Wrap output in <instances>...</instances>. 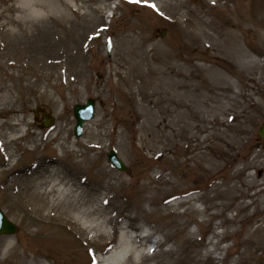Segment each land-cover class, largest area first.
<instances>
[{
  "label": "rangeland",
  "instance_id": "1",
  "mask_svg": "<svg viewBox=\"0 0 264 264\" xmlns=\"http://www.w3.org/2000/svg\"><path fill=\"white\" fill-rule=\"evenodd\" d=\"M0 14V207L18 226L0 264H264V0H0ZM51 159L39 182L66 176L72 204L90 183L74 202L103 206L100 227L25 192Z\"/></svg>",
  "mask_w": 264,
  "mask_h": 264
},
{
  "label": "bare ground",
  "instance_id": "2",
  "mask_svg": "<svg viewBox=\"0 0 264 264\" xmlns=\"http://www.w3.org/2000/svg\"><path fill=\"white\" fill-rule=\"evenodd\" d=\"M14 10H15L14 6H11L7 9H5V11H9V12H12ZM211 23L212 22L207 21L206 25L210 26ZM17 24L19 26H21L24 23L22 21H18ZM1 27H4V24L1 25ZM174 84H175L177 89H180L182 86H184L183 83H180V82H174ZM2 88H3V86H0V90ZM173 104L175 105V108H178L181 106V102L176 98H174ZM1 109H2V111H13L14 107L5 105ZM6 144L7 143H4L3 145H6ZM56 160H58V159H55V160L51 159L48 163L43 162V163L35 164L34 165L35 171L31 175L32 181L29 184L25 181L24 177H22L23 178L22 179L21 176H19V178L13 179V181H15V180L21 181L22 180L21 181L22 186H23V182H26L25 186L27 187V189L23 187L25 192L28 193V195L32 198V200L35 201V203H37V205H39L40 207H45L46 209H49V208L54 207V205H56V207L61 208L60 210L63 213L70 214V212L72 211L74 218H81L87 224H89L88 225L89 228L97 229L101 225L99 223L94 224L93 221L95 219L96 214H98L99 212L105 211L104 208H102L103 206H101L100 208L90 209V207H89L90 204H88L87 201L81 202V203L74 202V200H77L78 197L84 198V196L86 194H89L87 190H90L89 185H88L90 183H87V184L84 183L87 179H85V180L81 179L80 183L85 184L87 186L81 185L79 187L78 190H80L81 192L78 194V196H77V194L74 196L73 204L71 203V201L68 197V194H69L68 190H70L71 186H69L68 179L66 176H61L58 178L62 182L59 187H56L55 184L52 182H48L46 184L39 182V181H42L43 179H45V177L47 176L46 175L47 172H49V171L51 172L50 168L53 167V163L56 162ZM44 170H45V174H44ZM9 184L13 185V182L8 183L7 186H9ZM60 187H61V189H60ZM57 190L59 191V196H55L57 194L56 193ZM239 192H240V190H239ZM53 193H55V195ZM241 195H243V193H241ZM55 199L58 201H55ZM55 203H57V204H55ZM105 215H107V211H105ZM107 221L108 222L113 221L112 216H109V214H108ZM11 244H12V241H9L8 246H10ZM114 249L116 250V249H118V247H116ZM115 250H113V251H115Z\"/></svg>",
  "mask_w": 264,
  "mask_h": 264
},
{
  "label": "water",
  "instance_id": "3",
  "mask_svg": "<svg viewBox=\"0 0 264 264\" xmlns=\"http://www.w3.org/2000/svg\"><path fill=\"white\" fill-rule=\"evenodd\" d=\"M94 105L95 100L93 98H89L85 104H76L74 106V114L77 119V123L75 126V133L77 136L82 135L84 122L94 116ZM50 123L51 121L49 120L45 123V125L49 126ZM258 134L259 136L264 137V125L259 128ZM108 157L117 168L122 170L126 169L123 160L118 157L116 150H111L108 153ZM17 229L18 227L6 217V215L0 208V235L5 233H15Z\"/></svg>",
  "mask_w": 264,
  "mask_h": 264
},
{
  "label": "flooded vegetation",
  "instance_id": "4",
  "mask_svg": "<svg viewBox=\"0 0 264 264\" xmlns=\"http://www.w3.org/2000/svg\"><path fill=\"white\" fill-rule=\"evenodd\" d=\"M40 113V112H39ZM37 114H38V112H37Z\"/></svg>",
  "mask_w": 264,
  "mask_h": 264
}]
</instances>
